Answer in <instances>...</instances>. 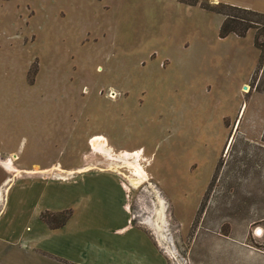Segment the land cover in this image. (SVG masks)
<instances>
[{
  "label": "rangeland",
  "instance_id": "374dc122",
  "mask_svg": "<svg viewBox=\"0 0 264 264\" xmlns=\"http://www.w3.org/2000/svg\"><path fill=\"white\" fill-rule=\"evenodd\" d=\"M217 4L264 14V0H0V264H74L66 257L84 246H93L87 256L125 248L122 237L101 242L125 225L105 200L113 181L133 231L164 264H264L259 32L221 37L224 17L206 9ZM126 153H138L145 181ZM153 188L167 205L171 253L144 223L156 209ZM96 199L100 211L84 220ZM76 206V228L38 242L62 257L23 248V236L53 229Z\"/></svg>",
  "mask_w": 264,
  "mask_h": 264
},
{
  "label": "crops",
  "instance_id": "0c3cea01",
  "mask_svg": "<svg viewBox=\"0 0 264 264\" xmlns=\"http://www.w3.org/2000/svg\"><path fill=\"white\" fill-rule=\"evenodd\" d=\"M263 68H264V61L262 62L261 67L259 68V72ZM263 77H264V70L260 76V79L258 77L256 79V82H255L256 87L259 85L260 81L262 82ZM262 92H263V90H262ZM256 93H258V92H256ZM236 122H235V124H236ZM235 124H234V126H235ZM239 124H240V122H239ZM80 170L81 169L78 168V169H75L72 171H65V172H67L68 175L73 176V175H75V172H79ZM103 172H105V171H103ZM88 174H90V173L85 172L82 174H78L77 179L82 178L84 175H88ZM98 174H100V173H98ZM73 182H75V181H72L69 183H73ZM113 182L115 183L113 188H117L118 190L113 189L114 194L113 193L111 194L112 197H106L107 194L105 191L104 197H106L105 200L108 202V204H107L108 206L112 207V209L117 208V210H119L118 213H120L123 216V218H125V225L122 227L116 228L114 230V233H111V235H110L111 238L109 237V235H107L105 237V239H103V241H101V242L105 241L108 245H112L116 242L115 236H118V237H122V244L125 246V248H120L117 245H115L113 248H109V249L104 247V248L100 249V251H90V253H89L90 255L87 256V253L85 251L91 250V248L93 246H88V247L84 246L83 247V250H85L84 252L80 251L78 253V251H77L78 260H74L75 258H77V256L74 258H72L71 256H68V257H66V259L68 260V262H71V263L73 262L74 264H100V263L93 262L91 260L93 257H98L104 263H105V260L107 261V259H108L109 260V261H107L108 264H164L163 258L156 252L154 247L150 244V241L147 238L146 234L140 230L133 231L131 224H129L128 203H127V200L124 196L126 194V192L122 189V186H121L122 183L121 182H119V181L117 183H116V181H113ZM56 183H58V182H56ZM94 186H96V187H94V188H96V191H98V187H101L99 184L94 185ZM104 187H107V186L103 185V190H107V189H104ZM122 194L124 197L122 196ZM100 200L101 199H96L94 201H89V203L88 202L86 203L87 205L84 206V209L82 211V217L84 220H86L88 215H91L93 213H97L100 211V209L94 207V205H97V204H98V206H101ZM66 205H67V203H66ZM66 205L61 206L59 204H56L53 207H47L46 209L58 212V211L63 210L69 206V204L67 206ZM80 209L78 208V206H76V208H74V210H73V214L68 218L66 224L61 228L48 229L44 226H41V229L38 230L37 234H35L33 236H28V237L23 236V240L20 242L21 244L23 243L22 244L23 248H27V246L29 247L31 245L32 246L35 245L36 247H39L40 250H38V251H40L41 253L50 252V253L55 254L59 257H62V253L59 252L58 250H56V246L51 245L49 247V246L45 245L46 248H42V246L38 242H40V241L42 242V239H43L42 235L45 233L47 235L55 236L58 233L64 234V231L72 230V229L76 228V224H73V222L79 216L78 214H79ZM124 230H127L128 232H126L124 235L117 234V233H121ZM126 234L131 235L134 242H136L138 240L139 241L138 244H140L139 247L136 246L135 244H131V243L125 244V241H123V236H125ZM22 235H26V233L20 234V237ZM26 239H28V240H26ZM69 239H70V245L68 246V249H67L68 253L73 249L74 242H75L72 240V237ZM51 243H53V242H51ZM24 246H26V247H24ZM119 251H122V252L119 256H117L116 253ZM84 253H86V255ZM139 256H140V258H136Z\"/></svg>",
  "mask_w": 264,
  "mask_h": 264
},
{
  "label": "trees",
  "instance_id": "16d2710c",
  "mask_svg": "<svg viewBox=\"0 0 264 264\" xmlns=\"http://www.w3.org/2000/svg\"><path fill=\"white\" fill-rule=\"evenodd\" d=\"M216 7H206L212 9L216 14L222 15L224 20L220 26V36L225 37L229 34H234L237 37H244L251 29H257L259 35L254 37L253 44L256 49L260 51V61L264 60V14L256 13L254 11L232 7L224 4H217ZM47 213L40 215L42 220H45ZM62 213L51 214V218H58ZM65 216V215H64ZM69 215L64 217L63 222L54 225L53 229L60 228L68 220Z\"/></svg>",
  "mask_w": 264,
  "mask_h": 264
},
{
  "label": "bare ground",
  "instance_id": "6f19581e",
  "mask_svg": "<svg viewBox=\"0 0 264 264\" xmlns=\"http://www.w3.org/2000/svg\"><path fill=\"white\" fill-rule=\"evenodd\" d=\"M245 87L246 88L244 89V92H248L249 88L247 86H245ZM90 145L92 146V148L94 150H97V151L103 152L104 154L109 155V153H108L109 151L106 149L105 143L99 141L98 138H94L93 140H91ZM138 156H139L138 153H135V154L126 153L127 158H133L132 161L134 162V164L136 166L135 172H136L137 177L139 178V180L137 182H140V181L146 180V174L138 163V160H137ZM10 165H6V167L9 168ZM152 193L156 197V203L153 204L156 206V209H154V211L152 212L154 214H151V215L149 214V217L146 218L145 220L143 218V220H144L145 225H147L149 228H151L153 230V232H155L157 234V237L159 238V242L161 243V246H163L167 252L171 253L173 248H171L170 245H171V242L173 243V241H172V238H170V237L168 238V235H166V232L168 231L167 220H166L167 218L165 215V210H166L167 205H166L164 199L158 194V192L156 191L155 188H153ZM153 217H154V219H153ZM173 253H174V251H173Z\"/></svg>",
  "mask_w": 264,
  "mask_h": 264
},
{
  "label": "water",
  "instance_id": "95a60500",
  "mask_svg": "<svg viewBox=\"0 0 264 264\" xmlns=\"http://www.w3.org/2000/svg\"><path fill=\"white\" fill-rule=\"evenodd\" d=\"M246 87L244 86L243 89H245Z\"/></svg>",
  "mask_w": 264,
  "mask_h": 264
}]
</instances>
